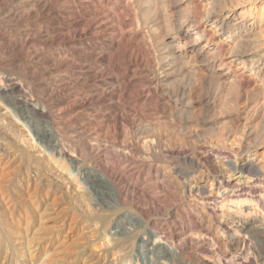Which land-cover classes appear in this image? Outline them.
I'll return each instance as SVG.
<instances>
[{
	"label": "bare ground",
	"instance_id": "6f19581e",
	"mask_svg": "<svg viewBox=\"0 0 264 264\" xmlns=\"http://www.w3.org/2000/svg\"><path fill=\"white\" fill-rule=\"evenodd\" d=\"M57 1L63 3V1L65 0H57ZM183 1H187L189 8H191L192 5L189 0H183ZM213 1L214 0H199L200 5L202 7L201 9L202 12L197 11L196 13H192L193 11H190L188 15L186 14V16L182 17V16L176 15L178 12L179 14L183 13V11H180L181 2H182L181 0H141L144 6V11H142V13L143 12L145 13V16L143 15L145 18V19L143 18L145 20L143 23V26L148 28L149 31L153 33H155L156 31L157 32L159 31L158 33L156 32V34L160 33V36L162 38L161 44L157 46L154 45V47H155V50L159 52L158 64L156 67L162 74H164L163 82L165 83L167 82L168 84V81L170 80V77L174 71H176L177 74L182 75L186 77V79L189 80L187 76H189V74L194 71L193 67H198V69L202 71V73L203 72L205 74L209 73L210 75L208 77L212 76L217 81L221 79V77H224L228 79L231 84L232 83L235 84L237 83V80L235 78L236 72H237V73L246 75V77L249 78L248 81H250V86L251 85L253 86L252 87L253 91L256 92L257 96L259 97L261 96L264 99V36H263L264 35V18H263V13L261 12L264 8V4L260 11V15H259L260 18H258L252 15L250 16V11H252L251 9L252 6L250 5L252 4H248L249 6L247 7L249 8L247 10L236 12L235 11L236 4L235 6L233 5V2L236 0H224L226 2L228 1L227 2L228 4L226 5L229 6V3H230V6H231V7L229 6L230 10L228 9L226 10V8H221L220 10L216 11L212 7L213 5L210 6ZM65 2L67 3V1ZM122 2L119 1V3L121 4ZM130 2H132V0ZM47 3L42 5L44 10L46 9V11L50 12L52 16H54L55 14L58 15L59 20L61 19L62 21L67 20L66 22L68 21L72 22V23H68L69 25L66 28L73 29L78 34V44L77 45L79 48L77 50L78 53L76 54L78 63H81V62L87 63V67L89 70L93 68L96 71L97 70L99 71V69L100 68L102 69L103 67L104 69L105 68L108 69V67L111 68V65H107V63L111 62V60L109 61L110 56L111 57L116 56L120 58V60L122 59L124 60V58L126 59V65H116V62H118L119 59L118 61L115 62L114 65L112 64L115 70L121 71L122 74L120 75V78L115 79L116 75L115 76L112 75V77H114L112 78L114 79V81L113 83L110 84L111 87L109 89L108 88L107 90L104 89V91H102L101 93L99 92L100 95L95 96L94 91L96 92L98 88H93L89 92L90 94L87 97H85V99L83 98L82 100L83 102L85 100H88L89 104L94 106L97 103L95 100L96 97L97 98L105 97V98H108L107 101L109 102V104L106 106L107 111L109 110L111 112L112 109L117 111L119 103L122 102L120 97L125 96V95L127 97L129 93H132L135 90H139V89L142 90L143 88H146L148 83L146 82L145 75H143L145 74L144 72L145 68H141V67H145L144 64L147 63V57L144 54L146 52V48L143 46V43L130 39L129 37H127L126 34L121 33V31L119 32L118 36H115L114 39H112V41H107L103 39L104 36H102L100 32H97L99 28L98 26H96V23H94V20L97 18L98 19L101 18L102 20L103 16H101L102 14L100 13V9H103L104 7V4H105L104 0H70V2L68 1V4L66 7L59 9L60 10L59 12H56V10H54L55 6L53 7L51 5H47ZM55 3L57 4V2H54V4ZM126 3L128 4V2ZM238 3H239V0H238ZM64 5L66 4L64 3ZM197 6H199V4ZM197 6L195 9H197ZM38 7L40 8V6ZM237 8H238V4H237ZM105 10L107 11V8L102 10L101 12L104 13ZM104 17L103 19H105ZM56 19L58 20V17ZM115 31H119V30H115ZM104 32H106L105 29H104ZM102 33H103V30H102ZM136 35H139V34H136ZM206 35L208 36L206 37ZM17 41L18 39L15 36L13 37L11 36L8 42L16 43ZM69 41L71 40L69 39ZM59 42H62V40ZM59 58L60 57H58V60ZM106 59L109 62L106 61ZM192 64H195V65H192ZM88 69H86V71ZM105 73H106V70H105ZM109 76L111 77V74ZM128 76L130 78L127 79ZM13 86H16V85H13ZM258 93H260L261 95H258ZM150 94H152V92ZM187 95H189V92ZM137 96H141V95H137ZM185 96L186 95L184 91H181L180 94L177 93L174 96L169 95V98L173 99L174 100L173 102L177 104L176 111L182 112V113H186L188 111L191 105H190V102H188V100L184 99ZM261 97H260V100L263 101ZM28 100L27 99L15 100L13 103L11 102L13 104L12 105L13 111L7 112L6 111L7 108H6L5 111L1 113L3 117L2 119H0V167L5 168L7 162L13 161L15 157H13L12 151L17 150L13 148H18L17 151L21 153H26L28 156L26 157L27 161L35 160L31 162L32 164H35L34 162H37V161L42 162L43 166H40L41 168L39 166L35 167L32 170V174L34 176L39 177V173H41L42 170H46L47 172L49 171L50 173H52L53 177H55V181L57 180L58 182L62 184L61 186H62V189L64 190V194L67 195L68 197L70 196V198L73 199V203H74V200H77V206L75 209L82 215V217L84 218L83 219L84 221L82 220V222H80V220L76 218L74 214L73 216H71L72 214L70 216L66 214L62 215L61 212H56L55 210H53L54 208L53 209L49 208L50 205H52L53 203L52 201L49 202L47 200L49 202L47 203L45 199V201L42 202L41 199L40 200L36 199L37 196H34L33 199L31 200L32 203L30 204L31 205L30 216L27 215L26 217L27 220L24 223L25 227L23 226L26 231L23 230L25 231V233H17V230L12 233L10 232L8 239L6 241L7 245L5 244V246H8V247L7 248L4 247L5 250L3 249L0 250V258L3 257V261L0 264H18L16 263V261L13 262L12 255L14 253L8 250V248L10 249V246L14 247L13 251L17 250L19 254L22 255L21 258L25 257L27 259H24V260H27L28 262H33L35 259L38 258V256L41 254L43 249L48 250V249H51V247L53 246H55V249L56 248L61 249L63 246L65 247L66 245L70 249L69 246L74 245V243L78 246V248H76L75 250L73 249V251H70L68 253V255L70 254L69 256L70 259H72L70 262L71 263L73 262V264H110L109 259L111 261L116 260L119 262V264H139V262H142V264H177V263L181 264L183 263V260H185L182 258L184 255H187L188 257L194 256V258H196V260L199 261V264H264V156L263 155L260 159H258L257 157L258 155L256 154H250L244 151L240 153H236L238 151L234 152L233 151L234 147L232 149L231 146L233 145L230 143L229 144L231 145L230 146L231 148H227V147H211L207 149L204 148L203 150L204 151L206 150V152H203V154L205 153V155L204 156L201 155L200 157H198V159L195 160L196 162L191 163L195 165L194 167L195 171L193 170V172L192 171L177 172L178 175L182 177V180H183V183L181 185L182 192L185 196H187L190 199L188 200L189 202L187 201L186 203L183 201L182 198L178 196L176 190L173 188L177 183L173 187H171L170 186L171 181H168L170 182L169 183L170 185L166 184V187L164 188L163 185L160 184L159 182L160 185L155 183L153 186H151V188L145 186L146 189L144 188L141 189L139 188L141 184H138L139 182H137L138 181L137 179L134 180V176L140 175L141 173L140 169L145 168L144 163H141L139 166L136 162L127 161L128 165H126L124 164L126 162L121 163L117 161L115 164V168H112L111 166L107 164V161L114 156L111 155L112 156L111 157L110 155H108V158L110 156V158L108 159L107 157H105L106 153L101 154V151L98 148H97L98 150L96 149L95 151L92 150L94 151L92 157L93 159L100 161L99 164H100L101 169H100V172L93 179L88 178V176L85 177L84 172H82V169L79 167H76V166H79L78 164L80 163V160L77 158L70 159L71 167H73V169L76 170V173H74L71 170H68L67 172H61L57 169H54L52 165L53 158L56 156L58 158L65 156V153H64L65 151L62 149L63 147L62 148L60 147V144L62 142L59 144L60 139L58 140V137L56 134L59 131L55 133L54 132L55 129L54 130L52 129L53 127L32 126L31 123L28 124L22 118L20 119L18 117L19 116L18 113L23 112L24 114H26L29 121H32L34 119L35 120L39 119V122H42V124L45 123L44 118H46V116H44L45 110L44 108H42L43 105L39 107L38 105L32 103L34 101L30 102ZM115 100L116 102L113 103ZM44 104H47V103L44 102ZM127 104H129V102L126 103V105ZM202 130H198V136H199V133L201 134V132L199 131H202ZM203 133L202 135L204 137L205 134ZM161 134L163 135V133ZM154 135L156 136L152 137L151 139H145V141H143L142 143L143 146H145V148L147 149L146 151L150 150L152 153H154L156 149L160 148V144L162 140L165 141L166 139L168 140V138L171 139V137L169 136H164V135L162 137L161 135L157 136L155 132H154ZM202 135L200 136L201 138H203ZM174 138L175 137H173V140H175ZM217 140L218 139H216V141ZM193 141H191L192 142L191 144H194ZM232 141L230 140L231 143ZM141 142H142V139H141ZM167 142H170V141H167ZM185 143L187 144L188 141ZM217 143L219 144V142ZM164 144L165 143H163L162 145ZM188 144H189L188 146H192L190 143ZM196 144L197 143H195L194 146ZM67 145L68 144H66V146ZM234 145L236 146V144ZM89 146H92V145H89ZM68 147L71 148L70 146ZM92 147L90 148L93 149ZM181 147L183 148L182 145ZM200 148H197V149H200ZM124 149L126 150V148ZM184 149L186 148L184 147ZM142 150L144 151V149ZM159 150H161V148ZM199 151L200 150H198V152ZM21 153L20 155L22 156ZM77 153L79 152L77 151ZM89 153H91V151ZM173 154L169 156H172ZM18 158H15V159L17 160ZM138 158L140 157H137V159ZM146 159L144 160L147 161ZM151 159H153V157ZM56 161L58 162L57 159ZM122 164H124V166H122L121 168L120 165ZM134 164H135V167H133ZM9 165H10V162H9ZM129 167H133V168L128 169ZM203 167H206V171L208 169L207 173H203L202 171L201 172L199 171L200 169H203ZM96 168L99 169L98 167ZM189 169H186V170H189ZM169 170H171V168ZM147 172H150V168H147ZM170 172H173V171L171 170ZM11 173L9 172V174ZM12 174L14 176V173ZM85 174H87V172H85ZM47 175L49 174L47 173ZM163 175L161 176L165 178V175L164 176ZM3 177L5 178V176ZM4 180L2 181L3 183H4ZM6 181L5 183H9V181L7 182ZM17 182L19 181H16V183ZM49 184H51V182ZM105 184L112 185L118 188L117 193L119 197H125V198L129 197L130 199H135L136 197V200H137L136 203L138 204L139 209H141L144 204L151 206V203L153 204L154 202L157 206H159V208L161 207L160 209H162L163 213H165L166 216L171 215L173 212L181 211L183 213L182 218L184 219L185 223H183L182 221L180 223V226L178 227L172 226L166 229H163L162 227L157 228V226H152L148 228L149 226L141 227L140 225H138L137 222L134 220V217L130 216L132 212L127 215L125 214L121 216H116L111 221L108 220V217L103 216L102 214L98 216L99 213L103 212L102 210L103 206L98 200V198L96 197V194L93 193V190L95 189L96 185L100 186V185H105ZM1 186H2V183L0 187ZM27 187L28 188H26L25 191L29 189V183ZM5 188L7 189V187ZM15 188H17V186H15ZM158 188L167 189L168 190L167 193L169 194V196L164 195L165 194L164 193L163 194L164 196L162 197H154L151 189L157 190ZM48 189L50 188H47V190ZM13 190H11V194H13L12 193ZM35 190L37 191V189ZM35 190H33V193H32L33 195H35L36 193ZM17 191L18 190H16V192ZM23 191H22L23 195H26V193L24 194ZM94 191L96 192V190ZM5 192L6 194L8 193L7 191ZM0 194H1V191H0ZM58 194L60 195V193ZM42 195L46 197L47 194L46 195L42 194ZM59 195L57 196L60 197ZM5 197L6 196H4L1 199H4L5 201H9L8 199L9 197L8 198H5ZM30 197H32V195ZM58 197L55 198L54 202L62 199L61 197H60L61 199L60 198L58 199ZM24 200H21V201L24 202ZM106 203L107 202H105V204ZM57 207L58 206H56V208ZM61 209L59 211H61ZM63 209L62 211L65 210ZM5 210H7L6 213H8L9 210L11 211V209L9 208V205L4 206V211ZM12 211L8 213L9 217H7V220L11 219V221H13V218H10L13 215ZM4 218L6 220V217ZM182 218L180 220H182ZM172 222H174V220ZM28 231L30 232L28 236L29 235L31 236V238L29 237L30 238L29 240H27L28 238L25 239V236H24V234H26V232ZM35 233L37 234L42 233V234L41 235L39 234L40 236L38 237H36L37 235L34 237ZM87 233H92L93 236L95 237L97 236V238L100 239V246L103 249V253H105L104 255L105 259L102 261V263L101 261H98L99 258L95 259L96 257L94 256V252L97 251L96 250L97 248L96 249L89 248L90 242H87V241L79 242L80 237H84V235ZM88 236H91V235H88ZM13 237L15 238L13 239ZM34 241L36 242V244L33 245L32 242ZM92 241L94 242V240ZM18 242L22 244V247H19L17 249L16 245ZM21 244H18V245H21ZM66 249L67 248L65 247V251ZM55 251H54V254H55ZM61 251L59 252L57 251L58 254L64 252V251L63 252ZM131 253L134 254L133 258H135V263L133 262L132 257L131 259L129 258V260H126L127 256H130ZM50 255L51 254H49V258H47L48 256L45 255L46 257L42 259L40 264H46L44 263L46 258L47 260L51 258V262H52V256L54 255L53 253L51 257ZM66 257H67V254H66ZM189 260L188 262H190ZM53 261H55V258ZM193 262H195V260ZM59 264H63V263H59ZM115 264H117V262H115Z\"/></svg>",
	"mask_w": 264,
	"mask_h": 264
},
{
	"label": "rangeland",
	"instance_id": "374dc122",
	"mask_svg": "<svg viewBox=\"0 0 264 264\" xmlns=\"http://www.w3.org/2000/svg\"><path fill=\"white\" fill-rule=\"evenodd\" d=\"M65 1H67V3ZM65 1H63V3H62V2H58L57 0H55V1L54 0H47V1L46 0H0V32L2 33V35L0 33V49H1L0 50V89H1L0 90V105H2V106H0V110H1L0 111V119H2V117H3V115L1 113L3 111H5L6 108H7L6 109L7 112L13 111V106H12L13 104L12 103L15 100H19V99H27L28 100V98H29L28 101H30V102L34 101L32 103L38 105L39 107H41L43 105L42 108H44V110H45L44 116H46V118H44L45 119L44 124H42V122H39V119H37V120L34 119L32 121H29L26 114H24L23 112L18 113L19 114L18 117L20 119L22 118L23 120H25V122H27L28 124L31 123L32 126L53 127L52 129L56 130V131L54 130L55 133L57 131H59L61 133L60 134L59 132H57L56 134H57L58 140L60 139L59 144L62 142L60 144V147L61 148L63 147L62 149L65 151L64 152L65 156L60 157V158H58L56 156L53 158L52 165H53L54 169H57L61 172H67L68 170H71L74 173H76V170H74L73 167H71L70 159L77 158L80 160V163L78 164L79 166H76V167H79L82 169V172H84L85 177L88 176V178L93 179L100 172V169H101L100 164H99L100 161L93 159V157H92L95 149L96 150L99 149L101 151V154L106 153L105 154L106 156L105 155L104 156L107 158H108V155L114 156V157L111 156L112 158H110V156H109L110 159L108 158L109 160L107 161V164L109 166H111L112 168H115V164L117 161H119L121 163L126 162V163H124L126 165H128L127 161L136 162L139 166L141 163H144L145 168L140 169L141 170L140 175L134 176V180L137 179L138 180L137 182H139L138 184H141L139 186V188H141V189L142 188L146 189V187L151 188V186H153L155 183L159 184V182L165 188L166 184L170 183L168 181H171V185L170 184L169 185L171 187H173L177 183L173 188L176 190L178 196L180 198H182L184 202L187 203V201L190 199L187 196H185L182 192L181 185L183 183V180H182V177H180L177 172H179V171L180 172L181 171H183V172L192 171L193 172V170L195 169L194 168L195 165H193L191 163L196 162L195 160L198 159V157H200L201 155H203V156L205 155V153L203 154V152H206V150L205 151L203 150L204 148L207 149V148H211V147H227V148L232 147V149H233V147H234L233 151L234 152L238 151L236 153H240V152L244 151V152H248L250 154H256V155H258L257 156L258 159H260L262 157V155L264 156V103H263L264 99H263V97L260 96L261 99H263V101L260 100V97L257 96L255 91H253V89H252L253 86L252 85L250 86V81H248L249 78L246 77V75H244V74H240V73L236 72L235 78L237 80V83L231 84L230 81L224 77H221V79H219L217 81L212 76L208 77L210 75L209 73L208 74H205L204 72L202 73V71H200L198 69V67H193L194 71L192 73H190L189 76H187V78H189V80L186 79V77L179 75V74H177L176 71H174L170 77L171 81L169 80L168 84H167V82L166 83L163 82L164 74H162L158 70V68L156 67L158 64L159 52H157V50H155V47H154V45L157 46V45L161 44L162 38L160 36V33L156 34L157 31L155 33H153L151 31H149L148 28L143 26V23L145 21L144 20L145 19L144 18L145 13L144 12L142 13V11H144V6H143L141 0H135V1L132 0V2H130L131 0H129V1L123 0V2H122V0H108V1L104 0L105 4H104L103 9H100V13L102 14V15L101 14L100 15L103 17L105 16L104 17L105 19H103V17H102V20H101V18H100L101 16H100L99 17L100 19H98V18L95 19L94 23H96V26H98V28H99L97 30V32H100L102 34V36H104L103 39H105L107 41H112V39H114L115 36H118L119 32L121 31V33L126 34L127 37H129L130 39L143 43V46L146 48V52L144 54L147 57V63L144 64L145 67H141V68H145V70H144L145 74H143V75H145V77H146V82L148 83V85H147L148 87L146 86V88H143L142 90L141 89L135 90L134 92L131 91L132 93H129L127 95V97H126V95L120 97L122 102L119 103L117 111H115L114 109H112L111 112L109 110H108L109 112L107 111L106 106L109 104V102L107 101L108 98H105V97L104 98H101V97L97 98L96 97L95 100L97 103L94 106L90 105L88 100H85L86 102L84 101L85 102L84 103L82 101L83 98L85 99V97H87L90 94L89 92L93 88H98L96 90V92L94 91L95 96H98V95H100V93L102 91H104V89L107 90V88L109 89L111 87L110 84L113 83V81H114V79H112V78H114V77H112V75L113 76L116 75L115 79L120 78V75L122 74L121 71L115 70L113 65L115 64L116 61H118V59H119V61L116 62V65H126V59L124 58V60H123L121 58L122 60H120V58H118L116 56H112V57L110 56L109 61L111 60V62H109L106 59V61L109 62V63H107V65H111V68L108 67V69L110 71L107 68L104 69V67L102 69L100 68L99 71L101 70L103 72H101V71L99 72L98 70L96 71L93 68L89 70L87 67V63H84V62L78 63L77 62V55H76L78 53L77 50L79 48L77 45L78 44V34L73 29H67L66 28L69 25L68 23H72V22H69V21L66 22L67 20L62 21L61 19L59 20L58 15L55 14L54 16H52V14H50V12H47L46 9L44 10V8L42 7L43 4L49 2V3H47V5H51L53 7L55 6L54 10H56V12H59L60 11L59 9L66 7L68 4V1L70 2V0H65ZM119 1L122 2V4H124V5L119 3ZM181 1L182 2H181V8H180L181 10L180 11H183V13L179 14V12H178L176 15L183 17V16H186V14L188 15V13L190 11H193L192 13H196L197 11L202 12V10H201L202 7L200 5L199 0H189L191 2V5H192L191 8H189L187 1H183V0H181ZM54 2H57V4L55 3L56 4L55 5ZM126 2H128V4ZM227 2L224 0L223 1L222 0H214L210 6L213 5L212 7L216 11L220 10L221 8H226V10L227 9L230 10V8H229L230 3L228 6V5H226V4H228ZM64 3L66 5H64ZM198 4H199V6H197ZM235 4H236V7H235L236 12L247 10L249 8V7H247V6H249L248 4H252V5H250V6H252L251 7L252 11H250V16L252 15V16L260 18L259 15H260L261 8L264 4V0H243V1L239 0V3H238V0H236L233 2L234 6H235ZM237 4H238V8H237ZM185 5H186V7H185ZM194 5H195V7H194ZM38 6H40V8ZM125 6H126V8H125ZM196 6H197V9H195ZM56 7L58 10L56 9ZM106 8H107V11L105 10V12H104L105 14L103 12H101L102 10H104ZM261 12L263 13V18H264V8ZM182 14H184V15H182ZM57 17H58V20L56 19ZM107 21L109 22V24ZM121 24H122V26H121ZM141 26H143V27H141ZM104 29L106 32H104ZM102 30H103V33H102ZM115 30H119V31H115ZM136 34H139V35H136ZM26 35H27V37H26ZM157 35H159V36H157ZM11 36L12 37L15 36L18 39V41L16 43H9L8 41L11 38ZM207 36L208 35H206V37ZM54 39H55V41H54ZM69 39L71 41H69ZM61 40H62V42H59ZM24 43H26V44H24ZM71 46L72 47L74 46V47L72 48ZM69 48L71 51L69 50ZM69 56H71V57H69ZM58 57H60L59 60H58ZM113 58H114V60L115 59L116 60L114 61ZM117 63H119V64H117ZM84 65H86V66H84ZM192 65H195V64H192ZM81 66H82V68H81ZM86 69H88V70L86 71ZM105 70H106V73H105ZM110 72H112V73H110ZM108 74L109 75L111 74V77ZM92 78H94V79H92ZM128 78H130V77L128 76L127 79ZM147 79H148V81H147ZM92 80H94V81H92ZM196 80H198V81H196ZM186 82H187V84H186ZM95 83H96V85H95ZM1 85H3V86H1ZM11 85L12 86L16 85V86L12 87ZM186 85H188L189 87ZM249 86L251 87V89ZM26 90H27V92H26ZM136 91H137V93H136ZM181 91L185 92L186 96L184 99L188 100V102H190V105H191L186 113L176 111L177 110V107H176L177 104L175 102H173L174 101L173 99L169 98V95L174 96L177 93L180 94ZM28 92H30V93H28ZM151 92H152V94H150ZM175 92H177V93H175ZM188 92H189L190 96L187 95ZM136 94L141 95V96H137ZM131 95H133V96H131ZM146 95H148V96H146ZM258 95H261V94L258 93ZM128 96H129V98H128ZM124 97H126V98H124ZM144 99H146V100H144ZM44 102L47 104H44ZM115 102H116V100L113 103H115ZM123 102H124V104H123ZM128 102H129V104H127L128 105V107H127L126 103H128ZM83 103H84V105H83ZM122 105L125 107H123ZM173 105L175 108L173 107ZM91 106H93V107H91ZM101 113H102V115H101ZM103 113H104V115H103ZM180 115H182V116H180ZM197 129L198 130L203 129L202 131H199V132H201V134L199 133V136H198V130ZM204 130L206 131V133ZM203 131H204V133H203ZM154 132H155V134H157V136L161 135V137H162L164 135V136L171 137V139L170 138H168V140L166 139L167 141H170L171 143L167 142L165 139L164 140L167 143L162 140V142L160 144L161 150H159L160 149L159 148V149H156L154 151V153H152L150 150L146 151L147 149L145 148V146H143L142 143H143V141H145V139H151L152 137L156 136V135H154ZM58 133L60 136L58 135ZM161 133H163V135ZM175 133H177L178 135ZM202 133L205 134L204 137H203ZM73 134L75 135V137ZM61 135H62V137H61ZM182 135H184V136H182ZM201 135L203 138L200 137ZM176 136H178V137H176ZM219 136H220L221 140H220ZM64 137H65V139H64ZM173 137H175L174 138L175 140H173ZM181 137H183L184 139ZM199 137L201 140L199 139ZM225 138H227V139H225ZM141 139H142V142H141ZM216 139H218L219 141L218 140L216 141ZM230 140L231 141L233 140L232 143L230 142ZM182 141H184V142H182ZM187 141L190 144L192 143L191 141H193L194 144L197 143L196 144L197 146L196 145L194 146V144H191L192 146H188L189 144L185 143ZM225 141L226 142L228 141V142L226 143ZM64 142L68 145L66 146V144ZM87 142H89V143H87ZM96 142H98V143H96ZM140 142H141V144H140ZM217 142H219V144ZM233 142H235V143H233ZM163 143H165L166 145L165 144L162 145ZM229 143L232 144L233 146H231ZM135 144L138 146V148ZM169 144H170V146H169ZM215 144H217V145H215ZM225 144H226V146H225ZM234 144H236V146ZM89 145H92L94 147L89 146ZM181 145L183 146V148L181 147ZM68 146H70L71 148H69ZM165 146H166V148H165ZM173 146H175V147H173ZM86 147H88V148H86ZM90 147H92L93 149H91ZM168 147L171 149H169ZM184 147L186 149H184ZM195 147H197V148L201 147V148L197 149ZM75 148H77V149H75ZM124 148H126L127 151ZM141 148L144 149V151ZM162 148H164V149H162ZM248 148H249V150H248ZM13 149L18 150V148H13ZM176 149H177V151H176ZM17 150L12 151L13 154L12 153L11 154L13 155V157L18 158V156H19V158L17 160L14 158L13 161H9L10 165H9V162H7L8 166L6 164L5 168L0 167V174H1L0 185L2 183V186L0 187L1 188L0 189V191H1L0 199L3 198L4 196H6L5 198L9 197L8 198L9 201H5L4 199L0 200V204L2 203L0 205V207H1L0 208L1 209L0 210V250L1 249L5 250V248L8 247V246H5V244L7 245L6 241L8 239L10 232L12 233V232H15L17 230V233H25L26 230L24 228L25 227L24 223L27 220V218H26L27 215L30 216V213H31L30 212V209H31L30 204L32 203L31 200L33 199L34 196H37L36 199H39V200L41 199L42 202L45 201V199H46L47 203H49L50 201L53 202V203L51 202L52 205H54V203H55L54 206L50 205L49 208H52V209L54 208L53 210H55L56 212H61L62 215L66 214V215L70 216L72 214L71 216H73V214H74V216H76V218H78L80 220V222H82V220L84 219L82 217V215L75 209L77 206V200H74V203H73V199H71L70 196L68 197L67 195L64 194V190L62 189V186H61L62 184L60 182H58L57 180L55 181V177H53L52 173H50L49 171L47 172L46 170H42L41 173H39V177L34 176L32 174V170L37 166H39V167L43 166V163L37 161V162H34L35 164H32L31 162H33L35 160L30 161L28 158V160L30 162L27 161V158H26V157H28L27 154L21 153ZM66 150L68 151V153ZM87 150H88V152H87ZM92 150H94V151H92ZM164 150L166 153L164 152ZM182 150H184V151H182ZM198 150H200V151L198 152ZM77 151L80 154L77 153ZM90 151H91V153H89ZM103 151H105V152H103ZM180 152H182V153H180ZM17 153H19V154H17ZM20 153L22 154V156L20 155ZM83 153H84V155H83ZM146 153H148V154H146ZM173 153H175V154H173ZM139 154H141V155H139ZM171 154H173V155L169 156ZM16 155H17V157H16ZM136 155H137V157L141 158V159L138 158L139 161H138ZM78 156H79V158H78ZM143 157H144V159L147 158L146 159L147 161H145L143 159ZM152 157H153V159H151ZM56 159L58 160V162L56 161ZM149 159H151V160H149ZM186 159H187V161H186ZM14 160H16V161H14ZM19 160H20V162H19ZM143 160H144V162H143ZM17 163H18V165H17ZM54 163H55V165H54ZM146 163H148V164H146ZM124 164L120 165V167L122 168V166H124ZM135 164L133 165V167H135ZM190 164H191V166H190ZM24 165H25V167H24ZM7 167H8V169H7ZM96 167H98L99 169H97ZM133 167H129L128 169L133 168ZM19 168H20V170H19ZM147 168H150V172H147ZM167 168H168V170H167ZM170 168L173 172H170L171 171V170H169ZM189 168H191V169H189ZM186 169H189V170H186ZM166 171H167V173H166ZM199 171L200 172L202 171L203 173H207L208 169L206 171V167H203V169H200ZM9 172L14 173V176L12 173L9 174ZM85 172H87V174H85ZM47 173L49 175H47ZM163 174L165 175V178L161 176ZM3 176H5V178ZM40 176H41V178H40ZM7 177L8 178L10 177L9 180ZM166 177H168V178H166ZM2 179L3 180L5 179L4 183L2 182L3 181ZM14 179L16 181H19V182L16 183V181ZM165 179H167V180H165ZM6 180L9 181V183H5ZM48 181H49V183L51 182V184H49ZM27 182L29 183V189H27V191H25L26 188H28ZM45 182L48 184H46ZM58 183H60V184H58ZM41 184L42 185L44 184V185L42 186ZM3 185H4V187H3ZM15 186H17V188H15ZM5 187H7V189ZM47 188H50V189H48L50 191H48ZM35 189H37V191ZM11 190H13L12 193L14 195L11 194ZM16 190H18V191L20 190V191L16 192ZM33 190L36 191L35 195L32 194ZM45 190H47L48 192ZM94 190H96V192ZM94 190H93V193L96 194V197L98 198V200L100 201V203L103 206V209H102L103 212L99 213L98 216H100L102 214L103 216L108 217V220H110V221L112 219H114V217H116V216H121V215H125V214L127 215V214H130L132 212L130 214V216L134 217V220L141 227H148L149 226L148 228H150L152 226H157V228L162 227L163 229H166V228L172 227V226L178 227V226H180V223L182 221H183V223H185L184 219L182 218L183 213L181 211L173 212L171 215H169L170 216L169 217V216H166L165 213H163L162 209H160L161 207L159 208V206H157L154 202H153V204L151 203V206L144 204L142 206V208L139 209L138 204L136 203L137 202L136 197H135V199H130L129 197H127V198L119 197L118 193H117L118 188H116L115 186L106 185V184L100 185V186L96 185ZM5 191H7L8 193L6 194ZM22 191L24 192V194L26 193V195H23ZM151 191H152L154 197H162L164 195L169 196V194L167 193L168 192L167 189L158 188L157 190L151 189ZM43 192H45V193H43ZM58 193H60V195ZM37 194L39 195V197ZM42 194H44V195L49 194V195H48V197H47V195H46V197H44ZM31 195H32V197H30ZM57 195H59L60 197L62 195H64L61 197L62 199L65 198V199H63L64 202ZM1 196H3V197H1ZM66 196L68 197V199ZM57 197H58V199L60 198L61 200L54 202L55 198H57ZM15 200H17V201H15ZM21 200H24V202ZM70 201H71V203H70ZM128 201H130V202H128ZM105 202H107V203L105 204ZM5 203L7 206L9 205V208L11 209V211L13 209V211H12L13 217L12 216L10 217V218H13V221H11V219L7 220V217H9L8 213L11 211L9 210L8 213H6V211L8 209L4 211V206H6ZM67 203H69V204H67ZM132 203H134V204H132ZM56 206H58V207L56 208ZM64 206H66V207L69 206V207L66 208ZM2 207H3V209H2ZM14 207H15V209H14ZM61 207H62V209L64 208L65 210L63 209L64 211H62ZM19 208L21 209V211ZM60 209H61V211H59ZM38 210H40V209H38ZM106 211H108V212H106ZM107 213H109V214H107ZM164 216H166V217H164ZM4 217H6V220ZM181 218H182V220H180ZM166 220H167V222H166ZM173 220H174V222H172ZM5 223H7V224H5ZM168 224H169V226H168ZM14 225H15V227H14ZM22 228H24V229H22ZM5 229H6V231H5ZM23 230H25V231H23ZM29 233L30 232L28 231V232H26V234H24L25 239L28 238L27 240H29L31 238L30 235L28 236ZM37 233L34 234V237L36 235H37L36 237H38L42 234V233H39L40 234L39 235ZM1 235H2V237H1ZM85 235H84V237H80V239H79L80 241L79 240L78 241L79 242H81V241L82 242L83 241L90 242L89 248H92V249L97 248L96 249L97 251L94 252V256L96 257L95 259L99 258L98 261H101V263H102V261L105 259L104 258L105 253H103V249L100 246V239L97 238V236L96 237L93 236L92 233H87ZM88 235H91V236H88ZM14 238L15 237H13V239ZM92 240H94V242ZM20 242H22V241H20ZM20 242H18L16 245L17 249L19 247H22V244ZM32 243H33V245L36 244L35 241ZM18 244H21V245H18ZM74 245H70V246L68 245L70 247V249L66 245L65 247L68 249V251H67V249L65 251L64 246L61 249L60 248L55 249V246H53L54 248L51 247V249H48V250L43 249V251L38 256V258L34 260L35 263H34V261L28 262L27 260H24V259H27L25 257L21 258L22 255L19 254V252L17 250L13 251L14 250L13 246H10V249L8 248V250L11 251L12 253H14L12 255L13 256L12 257L13 262L16 261V263H18V264H29V263L30 264H33V263L34 264H40V262L42 261V259L44 257L48 256L47 258H49V254L52 255V253L54 255V256H52V262H51V258L48 259L50 261H48L46 258L44 263L48 264V262H49V264H59V263L73 264V262L72 263L70 262L72 259H70V257H69L70 254L68 255V253L70 251H73V249L75 250L76 248H78V246L75 243H74ZM55 250H57L58 252L62 250L61 252H63V251L64 252L60 253L61 254L60 255ZM54 251H55V254H54ZM65 252H67V253H65ZM97 252H98V254H97ZM64 254H65V256H64ZM66 254H67V257H66ZM51 255H50V257H51ZM133 256H134V254L131 253L130 256H127L126 260H129V258L131 259V257H132V260L135 263V258H133ZM54 258H55V261H53ZM182 258L185 260H183V263H181V264H184V263L187 264L189 259H190L189 260L190 262H188V264H194V263L199 264V261H197L196 258H194V256L188 257L187 255H184ZM194 260H195V262H193ZM2 261H3V257L0 258V263ZM46 261H48V262H46ZM109 261H110L109 262L110 264H115V262H117V264H119V262L116 260L111 261L109 259ZM139 264H142V262H139Z\"/></svg>",
	"mask_w": 264,
	"mask_h": 264
}]
</instances>
